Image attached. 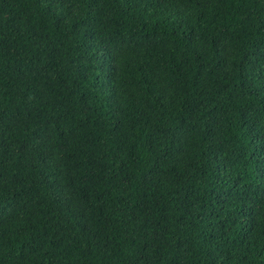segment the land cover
Returning <instances> with one entry per match:
<instances>
[{"label":"trees","instance_id":"16d2710c","mask_svg":"<svg viewBox=\"0 0 264 264\" xmlns=\"http://www.w3.org/2000/svg\"><path fill=\"white\" fill-rule=\"evenodd\" d=\"M0 264H264V0H0Z\"/></svg>","mask_w":264,"mask_h":264}]
</instances>
